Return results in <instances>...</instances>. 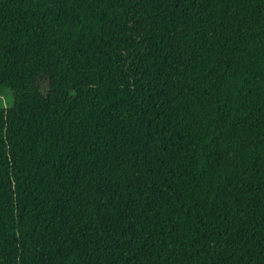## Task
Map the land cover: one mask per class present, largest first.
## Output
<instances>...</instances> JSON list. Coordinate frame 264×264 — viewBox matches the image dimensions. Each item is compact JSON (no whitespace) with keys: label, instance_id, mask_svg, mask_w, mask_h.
Returning <instances> with one entry per match:
<instances>
[{"label":"trees","instance_id":"16d2710c","mask_svg":"<svg viewBox=\"0 0 264 264\" xmlns=\"http://www.w3.org/2000/svg\"><path fill=\"white\" fill-rule=\"evenodd\" d=\"M0 264H264V0H0Z\"/></svg>","mask_w":264,"mask_h":264},{"label":"rangeland","instance_id":"374dc122","mask_svg":"<svg viewBox=\"0 0 264 264\" xmlns=\"http://www.w3.org/2000/svg\"><path fill=\"white\" fill-rule=\"evenodd\" d=\"M3 96L0 97V105L9 107L14 103V95L11 91H7Z\"/></svg>","mask_w":264,"mask_h":264}]
</instances>
